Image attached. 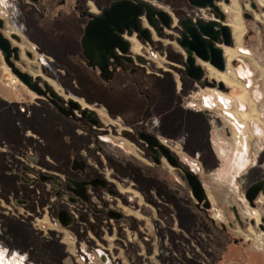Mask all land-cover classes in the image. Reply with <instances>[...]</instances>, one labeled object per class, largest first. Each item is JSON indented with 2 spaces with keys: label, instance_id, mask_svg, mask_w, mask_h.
<instances>
[{
  "label": "flooded vegetation",
  "instance_id": "af4514ba",
  "mask_svg": "<svg viewBox=\"0 0 264 264\" xmlns=\"http://www.w3.org/2000/svg\"><path fill=\"white\" fill-rule=\"evenodd\" d=\"M113 1L120 0H0V33L9 42L11 48H16L15 51H10L7 60L13 63L19 70L28 73L32 81H37L40 85L47 83L60 98L58 104L67 112V115L63 114L47 98L39 96L43 99V103L52 109L61 121L60 124L59 122H50L49 125L54 130L57 129L61 133L65 132L67 134L65 143L67 145L68 141L69 149L66 154L62 153L60 149L57 152H53L51 146L50 148H46L47 145L45 144L47 142L39 143L40 146L45 147L42 149L49 153L53 157V160L56 161L54 165L56 168L53 172L39 170L36 173L40 182L38 184H50V187H52H47L49 190L46 189L45 191L47 196L53 195V198H51L52 204L48 203L51 206L49 210L51 208L54 210L59 208L56 212L58 220L63 222V212L67 214L71 213L74 219L79 223H84L86 229L92 234L96 232L94 229L95 225L91 223L88 214L95 217L102 216L106 220L118 221L122 224L123 229H125L124 227L128 228V221L121 209L111 206L106 199L103 200L101 194V191H103L107 195L115 196L117 190L110 183L107 174L93 172L94 169L88 163L90 159L97 160L99 153L106 160H110V154L104 148V143L108 140L101 138V135H106L110 138H121L122 142L124 140L137 145L141 148V153L144 157L149 158L154 165H160L165 159L159 154V163H154L150 155L151 152L147 149V143L139 136L141 132L154 135L159 143L171 151L168 141H164L162 137L157 135L154 126L153 120L155 115L158 114L163 122L165 118L163 114H167L168 110L164 108L165 106L161 110L159 109V103L161 102L159 96H163L164 100H167L171 92H179L189 85H204L213 88L219 83L208 75V71L218 74L216 69L199 60L195 62L201 64L203 80L197 83L189 78L184 69L186 58L184 50L183 68L180 70L177 78L172 79L165 72H156L154 51L160 46L161 40L165 36L172 34V31L171 26L170 28H164L160 22H157L156 27H161V29L157 31L156 27L149 24L145 18V8H142V14L137 19L140 30H144L143 34L147 36V39L139 38V32L134 31L132 28L120 25L122 31H119L118 27H114L115 21L112 20L99 28L101 29V34L103 33L101 37L95 35L90 38V41L86 44L91 49H89V56L87 57L84 54L82 44L85 28L95 23L94 21L102 14L103 9L108 7ZM125 1L132 3L136 1L143 2L151 6L155 12L167 14L171 23L173 17L182 18L178 23L185 19H190L192 22L197 21L192 20L190 18L191 15L184 8L187 6L195 10L199 8L191 6L187 0ZM253 1L256 8L251 7L250 0H243L242 2V6L245 7L244 9H248L243 14L250 15V19L247 20H252L255 13L263 12L258 5V1ZM229 3H231L229 6L231 16L227 22V15L223 9V4H226L224 0L216 1V4L225 13V20L223 22L219 21V18L215 17V13H211L209 9H200L208 11L210 14L209 19L198 20H213L220 24L227 23L234 45L237 46L232 27L234 25V17L237 16L239 18L242 28L243 23L239 15L240 11L237 0H229ZM181 4L183 5L181 6ZM182 14L183 17H181ZM112 28L114 30L113 35L106 36ZM177 30L178 33L174 36L175 40L183 32L180 25ZM158 33L161 35L159 36ZM99 39L102 42L95 43ZM99 45H102L101 48H99ZM216 46L221 47V45ZM235 46H222L223 55L227 57L226 61L232 58L235 49L237 51V47ZM167 57L174 61L178 58L177 56L170 55ZM7 60H5L0 51V62L7 66ZM9 71L11 73L10 68ZM219 74H221L224 82L229 81L224 73L220 72ZM52 81L61 84L66 91H68L67 87L69 84L73 85L76 88L73 94L79 96L86 104L82 106L83 104L81 105L78 100L71 96L63 97L60 92L54 90L50 84ZM212 81H215V83ZM205 82L208 84L212 82L213 86H207ZM188 91L185 97H188L190 100L196 99L193 95V90L190 89ZM190 103L191 106L196 108V103ZM75 104L78 107H74ZM84 110L87 112L83 113ZM97 110H100L108 120L107 123H104L105 127L102 126V121L98 118ZM90 111H93L94 114L89 115ZM86 116L95 119L97 122L91 123ZM74 126L84 129L88 139L75 137L72 134V127ZM90 139L92 141L89 143L88 140ZM56 141L57 144L60 138H56ZM123 153H127L125 149ZM171 153L173 152L171 151ZM175 156L183 168L187 169L177 154ZM119 157L125 160H132L133 158L126 156V154H122ZM73 161L75 163H72ZM81 161L84 162L82 169L71 168L73 164L80 166ZM19 168L12 173L21 181L19 184L23 183L19 187L27 185L28 188L33 190V195L40 194L41 189L36 184H32L35 183L33 179H26L25 177L26 175L32 176V169L24 164ZM176 169L181 172L185 181L182 170ZM40 173L44 177V180L40 178ZM132 173L130 171V174ZM46 177L49 178L45 179ZM133 184V182H130L125 188L132 189ZM91 195H95L98 202L91 201ZM47 196L46 200H48ZM84 197L85 199H83ZM193 200L195 209L210 222L217 237L222 239L225 237L227 243L240 244L242 242L230 239L232 236L231 230L235 223L242 224L234 205L230 206V210L233 213L235 223L232 221L218 222L212 218L210 212L212 209L211 203L209 209H202L201 206H196L194 198ZM44 215L43 213L41 216ZM250 222L252 225H257L260 229L264 228V218L262 217H260L259 223H256L254 220ZM206 243L211 245L212 250L218 246L217 241ZM242 244V246L246 247L248 245L246 243ZM223 245L226 246L227 244L223 242ZM226 247H222L224 253L227 252ZM249 247L248 245L247 248ZM260 255L258 252L253 253V256L251 254L247 260L245 259L243 264H252L251 260L253 264H264ZM150 257L142 259L140 264H187V257L184 255L183 248L181 247V251H177L172 245H165L162 235L157 240V251L152 256L153 260Z\"/></svg>",
  "mask_w": 264,
  "mask_h": 264
},
{
  "label": "rangeland",
  "instance_id": "374dc122",
  "mask_svg": "<svg viewBox=\"0 0 264 264\" xmlns=\"http://www.w3.org/2000/svg\"><path fill=\"white\" fill-rule=\"evenodd\" d=\"M237 2L244 31L240 44L237 46L234 45L233 37H231L232 44L230 47H237V51L235 49L232 58L226 61L227 57L224 56L226 67L222 73L228 77L229 81L224 82L222 80V76L219 74L221 71L216 70L218 74L208 71L210 77L223 84L222 88L217 85L213 88L204 85H189L184 90L173 94L175 100H178L181 96H186L188 90L192 89L196 99H189L188 103H196L198 107H201L203 103L208 104L209 108L214 106L212 110L217 113L216 116L220 124L218 138L220 143L227 147L226 154H219L220 159L216 165L200 162L197 158L190 156L187 157L189 161L187 162L183 161L182 155L184 153L180 154L181 149L179 147L169 146L173 153H177L187 169L199 175L212 206L211 214L217 218L218 222H234L230 206L233 204L237 206L236 209L242 224L234 222L235 225L231 230L232 236L230 239L242 242L240 244L227 243L224 237L223 239L220 238V242L214 250L211 251V245L206 243L205 245L202 244L203 248H201L203 250L201 251L200 245L190 241L185 244V246L188 244L186 250L187 264H243L245 259L247 260L251 254L253 256V253L257 252L261 254L260 256L264 261V228L260 229L250 222L254 220L259 223L260 217L264 218V193L259 194L253 207L244 198V191L249 185L264 179V46L261 48L258 43V38L264 37V31L259 30L260 26L264 27V16L261 12L255 13L252 20L243 18V12L248 9H244L245 7L242 6L243 0H237ZM231 3L228 5L223 4V9L227 15L226 22L231 16L229 11ZM188 10H190L187 11L191 15L190 18L195 20L210 17L207 10ZM181 17H183V14ZM178 27L177 24L176 28ZM170 35L176 36L177 33ZM154 53L156 72L160 73L159 70L161 69L170 70L174 79L177 78L183 68V63L180 60L178 67H174L170 63L175 61L169 60L167 56H177L184 61L185 54L179 44L175 40L171 44L166 43V41L160 42V46L155 49ZM249 74L250 78H248ZM247 79H251L249 88L245 87ZM50 84L63 97L71 96L78 100L81 105L83 104L82 106L86 104L79 96L73 94V91L76 90L73 85L69 84L68 91H66L57 82L52 81ZM159 99H161L159 103V109L161 110L162 107L168 105V100H164L163 96H159ZM183 99L185 100L184 97ZM42 101L43 99L29 91L10 73L9 68L0 62V264H59L53 258L57 252L55 243L45 242V236L42 235V232H47L49 229H57V231L62 229V225L56 217L57 209L51 208L49 210L48 206V211H34L35 206L27 207L17 203L16 199L21 197L20 194L6 195L9 190L12 192L15 190L12 187L13 182H16V185L23 184H19L21 181L18 180L15 174H12L20 169L19 167L23 164L32 169V176L26 175L25 177L26 179H33L35 182L32 183L33 185L40 183L36 176L39 170L55 171L56 167L50 158L51 155L47 153L49 156H45L46 153L43 152L45 150L42 149L45 147L40 146L38 141L42 140L44 134L41 125L42 119L49 123L59 122L60 124L61 121L52 109L40 103ZM43 108H46V110ZM42 112L45 115H41ZM97 113L98 118L102 121V126L105 127L104 123H107L108 120L100 110H97ZM20 129L21 133L19 134L17 130ZM72 133L77 138L87 136L84 129L76 126L72 127ZM24 138H27L28 141ZM101 138L108 140L104 143V148L109 154H126L130 158L133 157L132 160H137L141 167L146 168L151 173L169 176L167 172H170V169L165 160L160 165H154L149 158L143 156L141 148L137 145L124 140L122 142L121 138H110L106 135H101ZM162 139L166 141L164 137ZM91 141L92 139L88 140L89 143ZM117 145L122 148L117 147ZM51 148L53 152L60 149L62 153L66 154L69 146L64 145L63 140H60ZM123 149L127 153H122ZM105 172H108V168ZM171 172H174L173 176H177L179 183L176 187L179 188L181 195H185L183 192H186V196L191 200L190 203L193 204L194 200L181 172L179 170H172ZM107 177L112 179L111 174H107ZM23 186L28 187L27 185ZM49 186L50 184L47 185L48 188ZM172 187L174 186L172 185ZM171 192L179 195L175 188ZM156 195L161 202L167 200L164 195L157 194V191ZM34 196L28 197V205L31 204ZM51 198H53V195L47 196V204H52ZM43 213L47 216H41ZM150 218L148 217V220ZM38 219L46 221L47 224H45L44 229H40L39 222L41 221ZM49 219L52 220L54 225L50 224ZM124 228L123 232L130 241L133 232L129 228ZM65 231L67 230L62 231V233ZM45 235L47 236V233ZM114 235L116 237V234L107 233L106 241L99 244L111 248L115 238ZM66 239L69 241H66V246L69 249L70 244L74 243V238L68 236ZM223 242L227 244V247L223 245ZM242 243H246L250 247L247 248L248 245L247 247L242 246ZM83 244L84 242L75 251V258H78L80 248H83L89 252L91 261L90 263L87 261L82 263L77 259L79 264H116L110 259L108 263L99 262L98 251H100V248L96 247L99 250L95 251L87 249ZM222 247L227 248L226 253L222 251ZM101 250V252H104L103 249ZM150 259L153 260L152 256ZM251 263L253 264L252 260ZM60 264H62V261ZM64 264L68 263L64 262ZM69 264L71 263L69 262ZM119 264H127V262L125 260L119 261Z\"/></svg>",
  "mask_w": 264,
  "mask_h": 264
},
{
  "label": "crops",
  "instance_id": "0c3cea01",
  "mask_svg": "<svg viewBox=\"0 0 264 264\" xmlns=\"http://www.w3.org/2000/svg\"><path fill=\"white\" fill-rule=\"evenodd\" d=\"M257 1L262 2V0ZM188 9H190L189 6L185 7L186 11H190ZM262 13L264 16V9ZM208 18L209 17H207V19ZM180 19L182 18H172L171 31L174 34L178 33L176 25H179L178 22ZM259 28V30L264 31L263 26ZM173 40H175L174 35L165 36L161 42L163 43V41H166V43L171 44ZM258 43L262 48V46H264V37H259ZM180 60L183 63V59L178 57L175 62H171L170 64L174 67H178V62ZM159 71L162 73L165 72L170 78L174 79L170 70L161 69ZM250 77L249 74L248 78ZM175 93L178 92H171L167 99L168 105L164 108L168 110L167 114H163L165 117L164 121L162 122L158 114L154 117L153 121L157 135L169 141L170 146L179 147L181 149L180 154L182 155L184 153L185 155H182L183 161L189 162L187 157L190 156L197 158L200 162L216 165L220 159L219 154H226L227 150V147L222 145L218 138L220 124L216 116L217 113L212 110L213 108L205 107L204 103L201 107L196 106V108H194L191 106L190 102L188 103L189 98L185 96H183L185 100H182V96L178 98V100H175V97H173ZM40 103L44 104L43 101ZM43 109L46 110V108ZM41 115H45L44 112H42ZM41 125L44 134L42 140L38 141V144L47 142L45 145L50 148V146L52 147L53 144H56V138H60V140H63L64 144H66L65 140H67V134H65V132L61 133L60 130H54V128L49 125V122L43 121V119ZM17 131L19 134L21 133V129ZM81 138L88 139V136H83ZM24 139L28 141L27 138ZM117 147L121 146L117 145ZM43 152L46 153V157L49 156L46 151ZM121 155L122 154L110 153V160H106L101 156V153H99L97 160L90 159L88 163L91 168L95 170L92 169L93 172L112 175V179L109 180L115 190H117L116 195L110 196L103 191H101V194L103 200L106 199L111 206L115 205L121 209L126 216L128 228L133 232L131 240L129 241V238H127L128 236L123 232L124 229L122 224L118 221L106 220L102 216L95 217L88 214L91 223L95 225L94 229L96 232L94 231L95 233L92 234L86 229L85 224L76 221L71 213L67 214L63 212V222L58 220L62 225V229L58 231L57 229H49L47 232L41 233L45 236V242L55 243L61 248L64 254L62 264H64V262L68 264L69 262L71 264H79V261L75 258V251L82 242H84L83 245L87 249L89 248L95 251L99 250L98 248H100V251L103 249L106 255V263H108L110 259V261L116 264L124 260L127 264H140L142 259L154 256L157 251V240L160 235H162L165 245H172L173 248L179 249L178 251H181L182 247L185 257L187 256L186 250L188 248V244L186 246L185 244L190 241H194L197 245H200L199 248L201 251L203 250L202 244L205 245L206 242H220V238L216 236L210 222L195 209L194 203H190L191 200L186 196V192H183L185 195H181V192L178 190L179 188L177 189L176 186L179 183L177 176H173L174 172H171L172 170L176 171V168L169 166L170 172H167L169 176L151 173L149 170H146V168L141 167L137 160H125L119 157ZM50 158L55 165L56 161L53 160L52 156H50ZM107 168L108 172H105ZM130 171L133 173L130 174ZM197 177L199 178V175H197ZM130 182L134 183L132 189L125 188ZM12 184L15 190L13 192L9 190L6 194L7 196L20 194L19 196L21 197L16 199L17 203L27 207L35 206L34 211H48L47 207L49 205L47 204V200L45 201L47 196L45 190L48 189L46 188L48 184H36L41 189V193L36 195L38 198H35L33 190L30 188L24 186L19 187L18 184L16 185V182ZM172 185L174 187H172ZM49 188L52 187L49 186ZM174 188L179 195L171 192ZM156 191L157 194L164 195L167 200L161 202L157 199ZM31 195L34 196L35 199L33 198L31 204L28 205V197ZM91 201L95 203L98 202L95 195H91ZM234 206L237 208L236 205ZM211 215L212 218L217 221V218L213 214ZM148 217L151 218L148 220ZM64 230L67 231L63 232V234L62 231ZM45 233H47V236ZM107 233L116 234V237L114 235L115 238L114 242L111 244V248L99 244L100 242L104 243L106 241ZM68 236L74 238V243L70 244L69 249L66 246V241H68L66 237ZM210 250H212V247Z\"/></svg>",
  "mask_w": 264,
  "mask_h": 264
},
{
  "label": "water",
  "instance_id": "95a60500",
  "mask_svg": "<svg viewBox=\"0 0 264 264\" xmlns=\"http://www.w3.org/2000/svg\"><path fill=\"white\" fill-rule=\"evenodd\" d=\"M216 1L218 0H187V2L195 8L209 9L211 13H215V17H218L219 21L223 22L225 20V13L216 4ZM250 2L251 7L256 8L255 2L253 0H250ZM224 3L228 4L229 0H224ZM142 8H145L146 10L145 18L147 19L149 24L156 27L157 22H160L164 28H170L171 22L167 14L155 12L151 8V6L143 2L136 1L132 3L125 0L113 1L108 7H105L103 9L102 14L98 16L94 21L95 23L86 26L84 34L82 36L84 54L87 57L89 56L88 51H90L91 49L87 47L86 44L90 41V38L94 37L95 35H99L101 37L103 33L101 34V29L99 28L103 27L107 22L112 20L115 21L114 27H118L119 31H122L120 25L122 27L132 28L134 31L139 32V38L147 39V36L143 34L144 30H140V25L137 19V17L142 14ZM243 18L250 19V15L244 13ZM179 25L181 26L183 32L175 41L186 53L184 69L187 76L197 83H200L203 80V69L201 67V64L195 62L196 60H199L205 64H209L211 67L215 68L218 71H224L226 67V61L223 55V50L221 47L216 45L231 46V31L227 23L220 24L213 20H197L195 22H192L190 19H185L181 20ZM156 29L157 31H159L161 27H156ZM113 31V28L110 29L106 36L113 35ZM158 35L160 36L161 34L158 33ZM101 42V39L95 41V43ZM122 42L126 43L125 41ZM101 46L102 45H99V48H101ZM12 50L15 51L16 48H11L9 42L0 33V51L5 60L8 59L10 51ZM6 62L7 66L11 70V73L29 91L35 93L38 96H44L51 103H53L60 112L67 115V112L63 110V107L58 104L60 98L52 91L47 83H43L42 85H40L37 83V81H32V78L28 73L19 70L13 65V63L9 62L8 60ZM212 82L215 83V81ZM212 82L211 84L205 82V84L211 87L213 86ZM217 85L219 88H222L223 86L221 82H219ZM74 107H78V105L75 104ZM86 112L87 111L85 110L83 111V113ZM88 114L93 115L94 112L90 111ZM86 118L93 124L97 122L95 119L89 116H86ZM139 136L147 143V149L151 152L150 155L153 159V162L159 163L160 160L158 156L159 154H161V156L171 167L181 169L185 181L190 189L191 195L196 201V206H201L202 209H209L210 201L199 178L190 170L183 168V166L177 160L175 154L171 153L169 148L159 143L154 135L141 132ZM72 163H75V161H73ZM83 164L84 162L81 161L80 166L73 164L71 165V168L82 169ZM39 176H41L40 178L44 180V177H42L41 173L39 174ZM48 178L49 177H46L45 179ZM260 193H264V180L257 181L251 184L245 190L244 198L248 202V204L253 207ZM83 199H85V197Z\"/></svg>",
  "mask_w": 264,
  "mask_h": 264
},
{
  "label": "built area",
  "instance_id": "2783aa9c",
  "mask_svg": "<svg viewBox=\"0 0 264 264\" xmlns=\"http://www.w3.org/2000/svg\"><path fill=\"white\" fill-rule=\"evenodd\" d=\"M258 5H259V7H261L262 8V10L264 9V0H262V2H258ZM262 15H263V13H262ZM225 58V57H224ZM251 86V80L250 79H247L246 80V82H245V87L246 88H249ZM204 106L205 107H209V105L207 104H204ZM214 106H212V108H213ZM44 216H47L46 214L44 215ZM49 218V217H48ZM38 220H40V219H38ZM41 222H39V227H40V229H44L45 228V224H47L46 223V221L45 220H40ZM49 222H50V224L51 225H54V224H52V220H50L49 219ZM98 255H99V262H103V263H105L106 262V258H105V254H104V252H101V251H98ZM80 262H85V261H87V262H89L90 263V256H89V252L87 251V250H85V249H83V248H80V252L78 253V258H77Z\"/></svg>",
  "mask_w": 264,
  "mask_h": 264
},
{
  "label": "bare ground",
  "instance_id": "6f19581e",
  "mask_svg": "<svg viewBox=\"0 0 264 264\" xmlns=\"http://www.w3.org/2000/svg\"><path fill=\"white\" fill-rule=\"evenodd\" d=\"M233 21H234V25H232V27H233V32L235 34V44H239V39L242 34L243 28L241 27L239 18L237 16L234 17Z\"/></svg>",
  "mask_w": 264,
  "mask_h": 264
},
{
  "label": "trees",
  "instance_id": "16d2710c",
  "mask_svg": "<svg viewBox=\"0 0 264 264\" xmlns=\"http://www.w3.org/2000/svg\"><path fill=\"white\" fill-rule=\"evenodd\" d=\"M54 245H55V248H57V252L53 256V258H54L55 261L57 260L58 263L60 264L61 261H62V258L64 257V254H63L61 248H59L56 244H54ZM53 258H51V260H53Z\"/></svg>",
  "mask_w": 264,
  "mask_h": 264
}]
</instances>
